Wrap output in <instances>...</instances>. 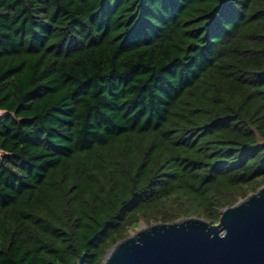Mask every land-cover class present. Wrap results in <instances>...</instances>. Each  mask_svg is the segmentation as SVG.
Masks as SVG:
<instances>
[{"label": "trees", "instance_id": "trees-1", "mask_svg": "<svg viewBox=\"0 0 264 264\" xmlns=\"http://www.w3.org/2000/svg\"><path fill=\"white\" fill-rule=\"evenodd\" d=\"M0 110V264L217 222L264 184V0H0Z\"/></svg>", "mask_w": 264, "mask_h": 264}, {"label": "water", "instance_id": "water-1", "mask_svg": "<svg viewBox=\"0 0 264 264\" xmlns=\"http://www.w3.org/2000/svg\"><path fill=\"white\" fill-rule=\"evenodd\" d=\"M101 264H264V184L225 206L217 222L188 216L141 224Z\"/></svg>", "mask_w": 264, "mask_h": 264}, {"label": "rangeland", "instance_id": "rangeland-1", "mask_svg": "<svg viewBox=\"0 0 264 264\" xmlns=\"http://www.w3.org/2000/svg\"><path fill=\"white\" fill-rule=\"evenodd\" d=\"M0 113H2V110H0ZM253 191H255V190H251V191H249V193H250V192H253ZM249 193H248V194H249ZM248 194H247V195H248ZM243 197H245V196H243ZM243 197H240V199L243 198ZM141 224H148V223H146L144 220H141L140 223H139L135 228H133V229L130 230V233H131L132 231H134L136 228H139V227L141 226ZM130 233H129V234H130Z\"/></svg>", "mask_w": 264, "mask_h": 264}]
</instances>
